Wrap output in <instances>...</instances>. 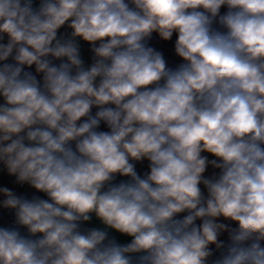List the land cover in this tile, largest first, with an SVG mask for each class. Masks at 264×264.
<instances>
[{
  "label": "clouds",
  "instance_id": "1",
  "mask_svg": "<svg viewBox=\"0 0 264 264\" xmlns=\"http://www.w3.org/2000/svg\"><path fill=\"white\" fill-rule=\"evenodd\" d=\"M0 264H264V0H0Z\"/></svg>",
  "mask_w": 264,
  "mask_h": 264
}]
</instances>
